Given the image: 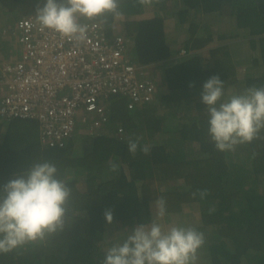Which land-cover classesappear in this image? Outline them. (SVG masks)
Instances as JSON below:
<instances>
[{
	"label": "trees",
	"instance_id": "1",
	"mask_svg": "<svg viewBox=\"0 0 264 264\" xmlns=\"http://www.w3.org/2000/svg\"><path fill=\"white\" fill-rule=\"evenodd\" d=\"M38 3L0 0V20L12 26L21 17L35 15ZM119 7L122 15L96 20L108 33L121 20L123 32L133 41L132 60L155 66V73L147 74L153 80L158 76L155 99L128 110L121 99L111 98L107 120L95 125L99 115L93 114L79 121L64 147L42 146L34 118L0 122V186L34 162L50 161L72 189L64 228L0 253V264H101L110 247L151 220L150 203L160 196L170 214L179 212L183 203L199 204L201 221L192 227L204 233L210 264H264V130L233 151L216 150L200 96L203 83L213 75L225 82L223 99L250 86H264V75L240 73L233 60L259 45L260 56L251 65L256 69L264 64V0H160L151 6L120 0ZM167 11H176L179 23L188 24L189 48H201L213 38L231 43L211 48L208 57L193 54L176 61L161 19ZM203 13L215 14L199 37L196 30ZM243 42H248L247 49ZM117 122L126 130L123 138L113 132ZM75 136L79 140L73 145ZM137 137L139 147L133 155L128 142ZM72 147L80 150L77 156ZM143 147L149 148L148 154ZM113 163L118 166L115 171ZM70 171H80L82 181L78 183ZM199 190L207 192L203 199L192 196ZM109 209L111 222L104 216ZM119 234L121 240L113 241Z\"/></svg>",
	"mask_w": 264,
	"mask_h": 264
},
{
	"label": "clouds",
	"instance_id": "2",
	"mask_svg": "<svg viewBox=\"0 0 264 264\" xmlns=\"http://www.w3.org/2000/svg\"><path fill=\"white\" fill-rule=\"evenodd\" d=\"M159 2L160 0H136V3L141 6H151ZM119 6L120 0H42V2L40 0L35 8V16L42 29L52 30L70 39L83 40L86 37L87 25L82 24L81 20L100 21L96 19L106 18L108 15L120 16L122 13ZM176 13V11H167L161 18L164 23L165 37L175 56L174 60H182L193 54L208 57L211 48L231 43L229 39L213 38L201 48H189L186 44L189 37L188 24L179 23ZM214 14H201L203 19L201 26L196 30V36L203 37L206 34L204 23ZM121 25V20H118L115 26L130 38L129 56L132 60L130 52L133 41L123 32ZM10 27L3 29L7 30ZM236 32L237 29L234 28L233 33ZM236 39L235 41H239L238 38ZM3 44L6 46V43ZM243 44L245 46L242 47L247 49L248 42ZM259 53V45H257L254 49L248 50L245 57L236 55L233 57L235 69L255 73L253 77L264 75V72L257 74L264 64L256 69L252 67V60L259 58ZM5 54L8 59V50ZM146 66L149 72L152 67H155L151 64ZM154 82L157 87V82L155 80ZM224 83L219 75H213L203 83L200 93L201 102L206 106L208 114V136L215 149L221 152L233 151L238 145L251 143L264 130V86H250L239 94L223 99ZM113 97L118 98L116 95L111 98ZM111 98L102 114H99V120L94 121L95 125H97L96 122L99 124L107 120L104 114L109 108ZM118 99L123 101L128 110L136 109V107L128 108L125 99ZM102 116L106 118L103 120ZM13 119L16 118L9 120L0 118V122L5 125ZM112 126L113 132L120 138L125 137L126 130L121 124L117 122ZM139 139L137 137L128 142V151L133 155L139 147ZM141 151L148 154L149 148L143 147ZM239 156L242 158L240 154ZM232 157L236 158L235 155ZM117 167L115 163L112 164L113 171ZM71 192V187L59 178L57 166L50 161L34 162L15 178L9 179L0 186V253L11 252L26 243L42 240L46 235L62 230ZM197 195L203 199L207 192L199 190L192 193L193 197ZM155 205L157 215L164 217L165 197H158ZM104 216L108 222L113 219L110 209L105 211ZM204 243V233L195 227L171 226L165 231L159 223L153 221L135 226L122 243L114 244L105 252L101 264H196L198 249Z\"/></svg>",
	"mask_w": 264,
	"mask_h": 264
},
{
	"label": "built area",
	"instance_id": "3",
	"mask_svg": "<svg viewBox=\"0 0 264 264\" xmlns=\"http://www.w3.org/2000/svg\"><path fill=\"white\" fill-rule=\"evenodd\" d=\"M81 23L83 40L42 29L35 15L1 31L15 46L0 61V118L36 119L42 146H65L77 122L102 114L114 95L128 108L155 99L147 66L130 59V38L116 26L106 32L100 21Z\"/></svg>",
	"mask_w": 264,
	"mask_h": 264
},
{
	"label": "crops",
	"instance_id": "4",
	"mask_svg": "<svg viewBox=\"0 0 264 264\" xmlns=\"http://www.w3.org/2000/svg\"><path fill=\"white\" fill-rule=\"evenodd\" d=\"M0 9L3 10L1 8V5H0ZM1 10H0V14H3L1 12ZM0 38L2 39V41H4L6 43V49L8 48V57H9V55L11 53H13L14 42H13L12 38H5L2 35H0ZM4 46H5V44H2V46H0V49H2ZM0 52H1V50H0ZM153 202L150 203L151 213H152L151 220L147 223H151L153 221L156 223H159L161 225L162 229L165 231H167L171 226H185V227H187V226H196V225L200 224L199 212H197L196 206H193L194 204L184 203L181 206V210L179 212H177L176 214L166 213L165 216L161 218L157 215V208H156V205H154L155 203H153ZM196 215H197V217H196ZM212 229L213 228H209L207 230L209 234L212 232ZM215 238L216 237H214V239ZM209 260L210 259L207 256L206 249L203 245L200 249H198L196 264H210Z\"/></svg>",
	"mask_w": 264,
	"mask_h": 264
},
{
	"label": "rangeland",
	"instance_id": "5",
	"mask_svg": "<svg viewBox=\"0 0 264 264\" xmlns=\"http://www.w3.org/2000/svg\"><path fill=\"white\" fill-rule=\"evenodd\" d=\"M3 10H1V12H2ZM16 18V17H15ZM14 18V19H15ZM13 19V20H14ZM13 22V21H12ZM11 22V23H12ZM9 25H10V23H6L4 20H0V34H1V30L3 29V28H8L9 27ZM122 26V25H121ZM243 37L246 35H244V33H240ZM246 39V38H245ZM245 39H243V41H245ZM2 41L0 40V46H2ZM242 46L244 47L245 45L244 44H242ZM3 50H1V52H0V61H5L6 60V54H5V52H7V50H8V48L6 49V46H5V48H2ZM5 51V52H4ZM152 73H155V70H154V67H152L151 68V70H150ZM240 73H242L241 71H239ZM261 72H264V66L261 68V69H259L258 71H257V74H260ZM155 80H157L158 79V76H155V75H153L152 76ZM183 108V107H182ZM184 109V108H183ZM186 109V108H185ZM184 109V110H185ZM4 123H6V122H4ZM1 129H3V128H1ZM83 133H85V132H83ZM78 140H79V137L78 136H75L74 138H73V145L76 143V142H78ZM76 147H79L78 145L76 146ZM80 153V150L79 151H76V149H75V147L73 148L72 147V155L74 156H77L78 154ZM70 176H75L76 178H77V180H78V183H80L81 181H82V176H83V174H81V172L79 171L78 173H74V172H72V171H70ZM190 204H193V203H190ZM193 206H196V210H197V212H199L200 211V207H199V204L198 203H194V205ZM191 208V207H190ZM196 217H197V215H196ZM119 236H120V234L116 237V238H114L113 239V241H115V242H118V241H120L121 240V238H119ZM241 264H249L248 262H243V263H241Z\"/></svg>",
	"mask_w": 264,
	"mask_h": 264
}]
</instances>
